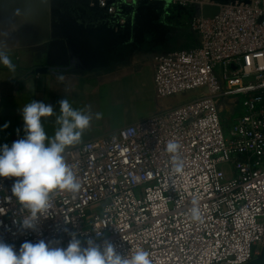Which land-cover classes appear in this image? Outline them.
Listing matches in <instances>:
<instances>
[{"label":"built area","instance_id":"built-area-1","mask_svg":"<svg viewBox=\"0 0 264 264\" xmlns=\"http://www.w3.org/2000/svg\"><path fill=\"white\" fill-rule=\"evenodd\" d=\"M96 0L124 23L126 3ZM152 1V0H150ZM188 14L197 44L154 59L157 102L198 92L177 106L66 149L81 184L58 192L35 230L11 193L15 177H0V239L14 245L50 242L66 248L71 233L111 242L121 254L142 248L153 264H243L264 246V0L217 4L166 0ZM228 115L223 117L222 112ZM237 112V114H234ZM226 127V130L224 129ZM169 140L181 147L173 172ZM193 199L201 220L193 221Z\"/></svg>","mask_w":264,"mask_h":264},{"label":"crops","instance_id":"crops-1","mask_svg":"<svg viewBox=\"0 0 264 264\" xmlns=\"http://www.w3.org/2000/svg\"><path fill=\"white\" fill-rule=\"evenodd\" d=\"M91 8V0H0V31L11 33L4 43L16 65L12 73L0 64V146L25 136L20 110L32 100L52 104L56 115L63 98L75 109L91 105L93 113H101L81 142L143 119L157 106H169L154 97V59L197 44L186 16L161 0L126 3L121 24ZM60 36L70 61L79 60L62 83L54 67L46 66L49 40ZM38 67L47 71L37 73ZM56 115L42 118L49 137L58 127Z\"/></svg>","mask_w":264,"mask_h":264},{"label":"clouds","instance_id":"clouds-1","mask_svg":"<svg viewBox=\"0 0 264 264\" xmlns=\"http://www.w3.org/2000/svg\"><path fill=\"white\" fill-rule=\"evenodd\" d=\"M11 38L9 31H0V64L16 72V65L10 58L4 41ZM79 63L73 57L63 71L53 68L58 82H64L66 72ZM59 115L52 104L32 100L21 111L25 136L11 146H0V177L17 178L11 188L12 195L28 215L22 218L21 228L35 230L40 216L51 207L52 197L58 192L77 193L81 184L73 166L67 162L66 149L81 142L85 130L93 118L99 120L101 113H93L91 105L75 109L67 98L58 101ZM56 115L58 125L54 135L49 137L42 118ZM7 124L4 125L7 128ZM181 145L169 140L166 151L172 155L174 173H182L183 163L178 158ZM191 218L201 220V210L196 199L192 201ZM68 246L54 247L50 242L25 241L17 251L14 245L0 239V264H153L150 253L142 248L130 250L126 255L119 253L111 242L103 246L88 239L82 246L75 233Z\"/></svg>","mask_w":264,"mask_h":264},{"label":"water","instance_id":"water-1","mask_svg":"<svg viewBox=\"0 0 264 264\" xmlns=\"http://www.w3.org/2000/svg\"><path fill=\"white\" fill-rule=\"evenodd\" d=\"M93 2V8L91 10L94 12L96 11V14H99L101 17L108 18L109 16L105 13L104 8H98L96 6V0H91ZM216 4L214 5H204L202 8V11L206 15H211L217 12L218 5L217 4H225L229 3L234 0H213ZM240 2L247 3L249 0H237ZM111 18V17H110ZM114 20V18H111ZM116 22V21H115ZM70 62V53L68 50V46L66 44V41L64 40L63 36H60L58 38H53L49 40V43L47 45V55H46V66L50 67H62L68 65ZM37 73L46 72L47 67H38L34 70ZM243 264H264V246H262L260 254L255 259L243 263Z\"/></svg>","mask_w":264,"mask_h":264},{"label":"rangeland","instance_id":"rangeland-1","mask_svg":"<svg viewBox=\"0 0 264 264\" xmlns=\"http://www.w3.org/2000/svg\"><path fill=\"white\" fill-rule=\"evenodd\" d=\"M147 1H149V0H147ZM161 1H163V2H165L166 4L172 6L175 10L181 12L183 15L186 16V18L188 17V14H187L185 11L178 9V8H177L175 5H173L172 3H170V2H168V1H166V0H161ZM136 89H137V88H136ZM136 89H135V90H136ZM137 93H138V92H137ZM197 94H198V92H190V93H184V94L182 93V94H180V96L169 97V98L166 99V101H167V104H168L169 106L173 107V106H177V105H179L181 102H185V101H187V100H189V99H191V98H194L195 95H197ZM221 114H222L223 117H225V116L228 115L225 111H223ZM234 114H237V112H234ZM148 116H150V114H148L146 117H148ZM224 129L226 130V127H224Z\"/></svg>","mask_w":264,"mask_h":264}]
</instances>
